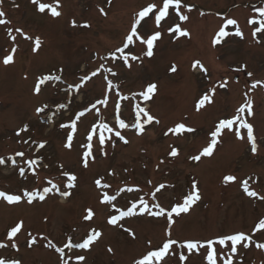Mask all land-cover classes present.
<instances>
[{"label": "rangeland", "instance_id": "1", "mask_svg": "<svg viewBox=\"0 0 264 264\" xmlns=\"http://www.w3.org/2000/svg\"><path fill=\"white\" fill-rule=\"evenodd\" d=\"M41 2L55 4V0ZM153 2L160 5V0H111V3L109 0H59V17L51 16L48 10L39 12L32 0H2L0 3V11L5 13L3 19L10 21L0 25V158L5 159V164L0 165V191L8 194H21L25 189L42 191L43 187L50 186L48 180L64 191L66 178L61 164L63 171H71L78 177L77 186L67 198L53 191L44 201L37 200L31 205L26 202L9 205L0 200V243L8 245L0 248V258L19 260L21 264H61L59 254L47 246L48 240L57 247H63L69 237L73 243H79L93 227L102 232L101 238L89 250L65 249V258H71L69 264H75V258L80 255L86 257L83 264H134L146 253L149 240L153 249L161 246L167 226L165 218L147 214L125 218L120 223L135 233L133 239L119 225L107 224L114 211L110 205L100 203L105 191L117 195L114 203L122 210H126L130 202H138L140 197L150 206L158 202L170 210L183 201L196 181L201 200L188 214L174 217L173 238L180 241H203L241 231L250 234L259 219L264 218V200L248 197L242 188V181L247 179L250 190L264 196V87L251 88L255 81H264V33L253 37L252 32L259 25L248 24L249 19H262L257 9L264 8V0H181L180 11L189 16L188 21H179L175 11L170 9L169 17L159 28L150 14L145 18L147 22L141 21L142 27L137 29L145 39L156 31L162 33L153 57L145 56L146 45L135 41L125 50L126 54L139 57L129 59L131 67L119 58V53H116L118 59H111V54L123 46L138 18L137 13ZM101 8L106 15L101 14ZM228 19H235L237 25L227 26L225 31L230 34L214 46L216 34ZM177 23L190 35L169 34V27ZM84 24L90 27H83ZM237 27L243 32L242 38L235 35ZM16 28L31 39H24ZM9 31L17 37L15 42L10 40ZM37 37L41 45L33 51ZM13 46L17 48L14 62L5 66L3 57ZM195 61H200L207 71L193 68ZM173 65L177 68L175 73L169 71ZM107 68L117 75L104 71ZM93 71L99 74L78 91L69 90V85L81 83V78ZM49 74L61 75L62 82H49L50 86H42V92L35 94L38 79ZM105 77L114 86L110 92ZM224 80L228 81V86L220 88ZM151 83L158 85L151 100L145 102L135 95ZM213 87H216L213 103L197 112V101ZM105 96L107 106L98 104L99 112L93 109L81 118L73 147L66 149L69 129H61L60 125L69 123L77 112ZM246 97L253 102V115L245 118L254 128L256 153L251 151L246 130H240L245 139L239 140L234 126L233 132L225 130L211 157L193 161L191 157L210 143V133L218 121L233 116ZM117 103L120 118L130 125L121 130L129 143L113 137L106 142L107 155H103L94 137L95 162L90 161L89 167L83 168L81 157L86 150L84 145L90 127L99 123L115 126ZM60 104L66 107L60 109ZM136 104L147 105L149 113L159 120L158 124L145 125L143 134H137L131 127L135 122ZM44 105H47L45 112L37 114L36 108ZM49 114L54 115L50 118ZM177 123L196 131L166 135ZM24 125L29 130L17 136ZM23 140H29V144H24ZM33 141L45 142L46 146L37 151ZM172 147L178 150V156L169 155ZM17 151L25 152V156L15 157ZM9 157H15V165ZM37 158H41L42 163L33 175L25 160ZM21 167L26 169L24 177L19 175ZM109 172L114 174L109 175ZM226 175L237 179L225 183ZM97 178L111 187L97 189L94 183ZM161 184L165 187L156 193L153 201L151 193ZM128 187L140 190L120 191ZM89 208L95 215L91 221H85L83 217ZM20 220L24 222V229L14 241H8L7 231ZM28 233L36 237L31 247ZM253 241L250 247L238 249L234 264H264V250L255 247V243H264V231L256 233ZM13 242L18 251L11 247ZM176 251V256L166 257L162 264H178L179 253L187 254V250L178 247ZM204 255L202 249L199 254L190 255L186 264H205Z\"/></svg>", "mask_w": 264, "mask_h": 264}, {"label": "snow or ice", "instance_id": "2", "mask_svg": "<svg viewBox=\"0 0 264 264\" xmlns=\"http://www.w3.org/2000/svg\"><path fill=\"white\" fill-rule=\"evenodd\" d=\"M0 3H2V0H0ZM32 3L37 5V9L41 13H45L46 10L50 11L51 16L53 17H59L61 15V12L57 9L60 7L59 0H55V4H49V3H43L41 0H32ZM109 3H111V0H109ZM183 7L181 0H160V5L156 2L149 3L147 6L143 7L142 10H140L137 13L138 18L135 20V22L131 26L130 33L125 37V41L123 43L122 47H119L115 50L114 53L111 54V59L116 60L118 57L116 56V53L120 54L119 58L123 59V62L128 66L131 67L130 64H128L129 59L131 60H137L139 59L138 56L135 55H129L126 54L125 50L129 48L130 45H133L135 41H139L141 44L146 45V52L144 53L145 56L148 58L153 57L154 55V48L156 46V42L161 39L162 33L160 31H156L154 34L149 35L146 39L139 35L137 29L139 27H142L141 21L147 22L145 18H149L150 14L154 16L155 25L157 28L161 26V22L165 21L167 17L170 15V9H173L175 11V14L179 17V21L185 22L189 20L188 15L181 14L180 9ZM188 11H191V8L188 9ZM100 12L102 15H106L107 13L103 8L100 9ZM258 15L262 18L260 20L257 19H249L248 24L250 25H259L254 29L252 32V36L256 37L257 33H264V8L257 9ZM5 16V13L3 11H0V25H5L10 23V21H7L3 19ZM230 25H237V21L235 19H228L226 21L225 26L221 27L216 34L213 45H218L221 43L222 38L227 37L230 33L228 31H225V28ZM73 26H75V22H73ZM83 27H90L88 24L82 25ZM15 31L20 34L24 39H31V37L25 35V33L19 29L16 28ZM169 34L176 33L180 37H187L190 35V33L186 30H183L181 25L179 23L175 24L174 26L169 27L168 29ZM235 35L237 37H243V32L240 31L239 27L236 28ZM8 36L10 40L13 42L16 41L17 37L12 34L11 31L8 32ZM135 37V40H134ZM35 47L33 51H36L40 45L41 41L40 38H35L34 41ZM17 48L16 46H13L11 48V52L3 57L2 63L5 66H8L14 62V56L16 54ZM105 59H108V57H105ZM199 67L202 71L206 72L207 69L204 68V66L200 63V61H195L193 63V68ZM101 68H103V65H101ZM104 71L110 72L112 76H116L117 73L112 71L111 68L104 69ZM170 72L175 73L177 71V68L175 65L171 66L169 69ZM62 72V69H61ZM99 74V71H93L90 75L82 77L81 83L75 84V85H69V90L75 88V90H79L81 87H83V84L87 82L88 80H91L92 77H95ZM249 76H251V73H248ZM105 80H107V91H111L113 89V84L111 80H108L107 77H105ZM62 82L61 75H43L41 76L37 83L34 86V92L35 94L39 95L42 92V86L48 85L50 86L49 82ZM228 86V81L224 80L222 83L219 84L220 88H226ZM257 86L264 87V81H255L252 83L251 88H256ZM158 85L156 83H151L147 85L144 91L135 94L136 96L142 97L143 101H149L153 98V96L156 94ZM216 94V87H213L209 90V92L205 93L196 103L195 109L197 112H199L201 109H203L206 104L213 103V96ZM119 96V93H117ZM121 99L127 100L128 97L121 96ZM104 105L107 106L108 99L107 96H105L104 99L97 100L96 103H93L90 107L85 108L84 110H81L77 112L74 116V118L69 123H63L60 125L61 129H69L67 135H66V142L64 144V147L68 150H71L73 147V141L76 137L77 131H78V122L81 121L82 117H85L88 112H91L93 109H96L97 112H99V109L97 108V105ZM60 109H63L66 107L64 104H60L58 106ZM116 116H115V126H109L108 123H99V124H93L87 135L86 140L87 144L84 145L85 151L82 154L81 161L83 168L87 169L89 167L90 161L95 162V155L93 152V139L94 137L97 138L98 144L100 146V152L103 155H107V153L104 151L105 145L107 141H112L113 137L118 138L119 141L123 142L124 144L129 143V141L126 139L124 135H122L123 129L129 128L130 125L127 124L123 119L120 118L119 115V109L120 104H116ZM47 108V105H44L43 107H37L36 113L40 114L45 112V109ZM135 122L131 125V127L135 128L137 130V134H143L145 131V125L152 124L153 122L159 123V120H156V118L149 113V111L145 107H141L140 104L135 105ZM253 115V102L251 99L245 98L244 103H242L237 109L235 110V113L233 116L229 118H222L218 121V123L215 125L214 130L210 133V143L206 147L202 149V151L198 155H194L191 157L193 161H200L202 157H211L214 153V150L216 149L217 144L220 142V137L225 133V130L228 132H233L234 126L235 128V136L239 140H244L245 136L241 134V129L246 130V138L247 141L251 144V151L252 153H256L257 151V144H256V137L254 135V128L253 125L245 118L251 117ZM28 126L24 125L22 128L17 131L16 135L20 136L21 133L27 132ZM196 130L194 128L186 126L184 123H177L174 127L168 129V133L174 134V135H180L183 133H192ZM105 133L111 134V135H105ZM24 144H29V140H23ZM33 144H36V150L39 151L40 149L45 148L46 144L45 142H32ZM113 147L115 144L113 143ZM170 156L176 157L179 155L178 150L175 147H172L171 152L169 153ZM25 152L23 151H17L15 153V157H24ZM15 157H9L8 159L11 160V163L13 165L16 164ZM163 162V161H161ZM42 163L41 158L37 159H27L25 160V164L27 165V169L32 170V174L36 175V168ZM5 164V159L0 158V165ZM45 167H47L45 165ZM60 169L62 170V175L66 178V184L64 191H61L60 186L53 183L51 180H48L47 183L50 185L49 187H43L42 191H35V190H28L25 189L21 194H8L4 191H0V200L6 201L9 205H17L21 202H26L27 204L31 205L34 201H44L46 197L49 195V193H55L59 194L61 197L67 198L71 195V190L74 189L77 184L78 177L75 173L71 171H63V164L60 165ZM26 174V169L21 167L19 169V175L21 177H24ZM114 173L109 172V175H113ZM236 177L234 175H226L224 177L225 183L228 182H234L236 181ZM95 186L97 189H109L111 185L108 183H103L102 178H97L95 181ZM149 184H151V181H149ZM165 185L161 184L158 187L155 188V191L151 193L153 201L156 199V193L160 192L162 188H164ZM242 188L244 193L250 197V198H257L259 200H264V196H260L256 191L250 190L249 188V181L247 179L242 181ZM138 188L128 187L126 189H120L121 192L127 191V192H133V191H139ZM117 200V195L113 194L110 195L108 192H103L101 194L100 203L105 205H110L111 208L114 211V214L110 215L107 219V224L110 226H117L119 225L124 231L128 232L129 235L135 239V233L130 229L124 227L123 224L120 222L123 221L125 218L134 217V216H143L145 214L156 217V218H165L167 220V226L164 232L165 239L162 241L161 246L153 249L152 248V242L149 240L147 242L148 248L145 254H142L140 258L136 259L134 261V264H162V262L165 261L166 257L168 256H176L177 255V247L180 249L187 250V254H184L183 252L179 253L178 256V264H186V262L189 260V256L192 254H199L200 251L203 249L205 252V255L203 256V259L205 260V264H220L222 261L223 264H234L233 257L237 255L238 249L242 248H248L250 247L254 241L253 237L256 235V233L264 231V218L259 219L258 223L254 226L253 231L250 234H246L243 231L231 233V234H219L218 236L214 238H207L206 240H184L180 241L176 238H173L172 233V227L175 223L174 217H180L181 214H188L190 212V209L201 200V194L200 190L197 186V182L193 181L191 185V191L184 196L183 201L174 204L170 210L164 208L161 206L158 202L153 203L151 206L149 205V202L145 200L143 197L139 198L138 202H130V206L126 208V210H122L121 208L117 207L114 203V201ZM153 209H156L155 211ZM94 211L89 208L87 209V214L83 217L85 221H91L94 218ZM25 225L23 220L18 221L15 223L14 226H12L7 231V240L8 241H14V239L18 236V234L21 233L22 229H24ZM28 235L31 237L30 241L28 242V246L31 247L33 244L36 243V237L32 236L31 233H28ZM102 236V232L97 230L96 228H91L86 238L82 240V242L79 243H73L72 238L69 237L67 242L63 245V247H57L56 244L52 243L51 240H48V247L55 249V251L59 254V258L61 261V264H69V258L66 257L65 249L72 250V249H81V250H89L92 245H94L95 242H97ZM44 239H47L45 237ZM8 247L7 244L0 243V248H6ZM11 247L15 248L17 251L19 250L17 247V244L13 242L11 244ZM255 247L264 250V243H255ZM109 252L112 251L111 248L108 249ZM86 257L83 255L77 256L75 258V264H83ZM0 264H21L19 260H6L0 258Z\"/></svg>", "mask_w": 264, "mask_h": 264}]
</instances>
